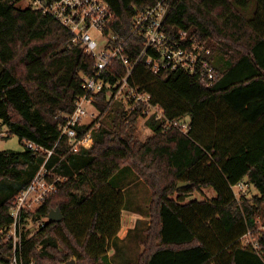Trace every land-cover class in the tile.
I'll return each instance as SVG.
<instances>
[{
  "label": "trees",
  "instance_id": "16d2710c",
  "mask_svg": "<svg viewBox=\"0 0 264 264\" xmlns=\"http://www.w3.org/2000/svg\"><path fill=\"white\" fill-rule=\"evenodd\" d=\"M23 0H0V133L17 134L24 149L0 151V228L12 222L10 206L28 186L46 154L26 146L33 141L52 149L59 139L57 115L75 109L83 92V73L95 59L72 45L71 31ZM115 13L114 29L137 57L143 40L131 35L133 19L158 0H106ZM167 22L187 29L213 50L215 83L182 69L153 73L145 61L135 83L149 91L170 118L189 117L192 129L165 130L147 121L153 133L136 134V115L124 120L121 105L111 123L93 129V143L68 152L61 139L48 166L59 190L39 209L48 220L24 242L27 263L113 264L109 250L121 229L126 200L115 176L129 166L153 192L145 250L125 264H264V0H172ZM106 111L107 89L97 95ZM111 116V115H110ZM86 126L84 129H88ZM246 180L259 193L238 199L233 185ZM180 181L190 182L178 190ZM213 187L212 199L187 200ZM177 195V197H174ZM260 248L245 245L248 232ZM12 244L0 232V261ZM123 264V263H120Z\"/></svg>",
  "mask_w": 264,
  "mask_h": 264
},
{
  "label": "built area",
  "instance_id": "2783aa9c",
  "mask_svg": "<svg viewBox=\"0 0 264 264\" xmlns=\"http://www.w3.org/2000/svg\"><path fill=\"white\" fill-rule=\"evenodd\" d=\"M27 5L66 26L73 34L72 45L82 47L95 62L92 73L82 74L84 92L75 100V109L57 115L60 134L55 146L47 149L26 141L28 148L46 154V159L28 186L12 201V222L0 228L1 234L12 244L7 260L0 264H33L27 263L24 256L25 239L50 220L49 216H40L38 211L58 192V181L66 179L62 175L53 176L55 166L47 164L61 139L67 140L70 153L78 152L83 145H91L94 126L100 122L95 118L108 112L115 103L121 105L126 122L136 115L138 129L141 128L140 121L147 129L151 128L147 123L151 119L161 122L165 130L176 127L188 133L192 129L189 117L170 118L165 108L154 102L152 94L135 83L136 67L141 61L148 63L153 73L182 69L196 74L207 87L212 86L218 76L212 48L187 29L169 27L167 19L174 7L172 0H158L133 19L131 35L143 40V48L137 57L128 54L126 38L115 31L116 15L106 0H28ZM105 89L108 105L102 112L97 105V95ZM86 126L90 127L84 129ZM249 188L250 184L245 180L233 185L238 199ZM241 241L255 249L260 248L250 231Z\"/></svg>",
  "mask_w": 264,
  "mask_h": 264
},
{
  "label": "rangeland",
  "instance_id": "374dc122",
  "mask_svg": "<svg viewBox=\"0 0 264 264\" xmlns=\"http://www.w3.org/2000/svg\"><path fill=\"white\" fill-rule=\"evenodd\" d=\"M28 0H23L20 2L21 6H27ZM112 109H109L111 111ZM108 112L100 115L95 118L100 122L94 126V129L99 127L103 122L111 123L112 114H108ZM111 115V116H110ZM141 128L137 129L136 134L140 140H145L149 137L153 131L151 128L147 129L145 124L140 121ZM8 127L3 126L1 128L0 135V151L3 150H14L20 151L24 149V144L21 143L20 138L17 134L7 135ZM131 168L129 166L124 167L123 170L118 172L116 182L122 184L124 186V196L126 200L125 209L122 214V223H121V236L122 238L118 240L116 247L112 248L109 251V257L112 259L111 262L113 264L120 263H136L138 260V256L141 252L145 250V246L143 240L147 235V228L150 224V216L149 209L151 205V201L153 198V192L150 186L145 183L139 176L134 172H130ZM130 170V171H129ZM57 177V176H56ZM259 193V190L254 186L250 185L249 190L246 191L245 196L253 197L254 194ZM216 196V191L213 187H204L201 190L194 191L187 200L198 199V200H206L212 199ZM174 197H177L175 195ZM242 199V198H240ZM141 209L142 215L136 212L137 209ZM264 211V209L262 210ZM136 213L137 219L136 221H132L128 223L129 219L132 217V214ZM147 215V217H145ZM258 220L262 223L264 220V214L261 212L258 215ZM136 223V224H135ZM134 224L135 227H131L130 225ZM264 227V226H262ZM38 231V230H37ZM34 233L28 235L31 237ZM247 238V237H246ZM75 259V258H74ZM35 264V261H32Z\"/></svg>",
  "mask_w": 264,
  "mask_h": 264
},
{
  "label": "water",
  "instance_id": "95a60500",
  "mask_svg": "<svg viewBox=\"0 0 264 264\" xmlns=\"http://www.w3.org/2000/svg\"><path fill=\"white\" fill-rule=\"evenodd\" d=\"M190 185V182L186 181H180L178 183V190L183 189L185 187H188ZM64 214L60 211V209H52L49 214L50 220H61L63 218ZM64 264H76V259H71L70 261L64 263Z\"/></svg>",
  "mask_w": 264,
  "mask_h": 264
},
{
  "label": "crops",
  "instance_id": "0c3cea01",
  "mask_svg": "<svg viewBox=\"0 0 264 264\" xmlns=\"http://www.w3.org/2000/svg\"><path fill=\"white\" fill-rule=\"evenodd\" d=\"M116 176H117V174H116ZM115 176V182H116V179H117V177ZM246 181V180H245ZM117 184L116 185H120V183L119 182H116ZM122 185V184H121ZM122 191H123V194H125L124 193V188L122 189ZM189 198V197H188ZM187 198V199H188ZM123 211H126V209L124 208L123 210H122V214H123ZM136 212H138L139 214H140V216L142 215V213H141V209H137L136 210ZM143 216V215H142ZM145 217H147V215L145 216ZM123 218V217H122ZM136 219H137V216H136V213H134V214H132V217L129 219V221H128V223H131L132 221H136ZM121 223H122V221H121ZM136 224V223H135ZM131 227L133 226V227H135L136 225H134V224H131L130 225ZM132 227V228H133ZM121 232L122 231H119L118 232V235L113 239V241H112V243H111V248H110V250L112 249V248H115L116 247V244H117V242H118V240H120L121 238H122V236H121ZM109 250V251H110Z\"/></svg>",
  "mask_w": 264,
  "mask_h": 264
}]
</instances>
